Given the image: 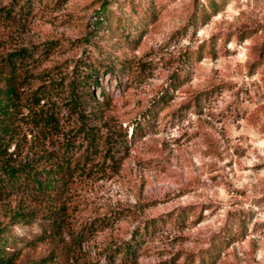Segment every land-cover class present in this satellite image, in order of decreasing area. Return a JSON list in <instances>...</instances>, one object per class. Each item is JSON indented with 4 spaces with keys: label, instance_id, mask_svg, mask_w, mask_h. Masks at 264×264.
Here are the masks:
<instances>
[{
    "label": "rangeland",
    "instance_id": "rangeland-1",
    "mask_svg": "<svg viewBox=\"0 0 264 264\" xmlns=\"http://www.w3.org/2000/svg\"><path fill=\"white\" fill-rule=\"evenodd\" d=\"M101 58L114 67L87 85L102 116L77 96L114 146L53 179L47 199L0 198L10 264H264V0H0L15 160L67 141L74 154L66 79Z\"/></svg>",
    "mask_w": 264,
    "mask_h": 264
},
{
    "label": "trees",
    "instance_id": "trees-1",
    "mask_svg": "<svg viewBox=\"0 0 264 264\" xmlns=\"http://www.w3.org/2000/svg\"><path fill=\"white\" fill-rule=\"evenodd\" d=\"M16 54H20V50H17ZM5 60L7 57L4 58ZM78 68L76 72L71 71L66 79V85L69 87V104L68 110L74 114V120L76 124L74 128L78 133L77 144L73 146L74 154H69L67 145L72 144L73 141H67L63 143L62 151L57 155H48L47 153H37L35 156H29V158H22L21 160H15V154L18 146L16 145V127L14 124V114L10 110L9 106L13 104L14 90V78L16 72L13 71V64L9 62V69L5 71L3 76V87H0V198L5 196L11 188H21L29 191L36 192L42 199H47L51 195V188H53L56 180L64 175L70 168H83L86 162L89 160L90 153H100L103 149V153H109L114 141L112 137L107 136L108 133L102 134L95 128L96 124H93L84 118L85 112L81 109L84 107L82 100L77 96L78 92L90 96V108L92 111V118H100L102 116L101 102L95 99L93 93L89 90L88 82H95L94 75L100 71H111L114 67V62L111 59L101 58L95 62L87 63L84 59H79L77 62ZM0 69L3 68L0 66ZM0 70V71H1ZM163 97V96H162ZM44 115V114H43ZM38 119L40 125H48L54 127L53 116L44 115ZM134 128L130 131L133 134ZM113 133H111L112 135ZM125 137V132L122 134ZM13 139V140H12ZM11 141H14L15 149L7 150ZM13 144V145H14ZM95 144L99 145V148L95 150ZM14 147V146H13ZM72 147V146H71ZM81 149H80V148ZM104 147V148H103ZM88 148V150H87ZM79 152L77 153V150ZM39 158L37 161L36 158ZM40 163V166L37 165ZM43 164V165H41ZM89 167V166H88ZM54 193V192H52ZM153 220V219H152ZM144 229L146 225H143ZM136 231L131 233L129 240H125L121 246H116V254L120 256V262H127L129 257L134 252V238ZM1 239V238H0ZM0 264H10L11 255L3 250V244L0 243ZM214 248L210 247L206 250V254L212 255Z\"/></svg>",
    "mask_w": 264,
    "mask_h": 264
}]
</instances>
